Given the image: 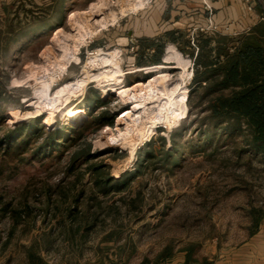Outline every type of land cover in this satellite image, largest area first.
Listing matches in <instances>:
<instances>
[{
    "label": "rangeland",
    "instance_id": "rangeland-1",
    "mask_svg": "<svg viewBox=\"0 0 264 264\" xmlns=\"http://www.w3.org/2000/svg\"><path fill=\"white\" fill-rule=\"evenodd\" d=\"M158 1L0 0V264H206L264 215V154L245 121L226 133L210 118L232 89L206 91L213 70L258 42L192 29L149 48L133 29ZM71 83L78 96L55 99ZM160 137L178 149L144 165ZM88 143L90 163L73 160ZM99 164L118 181L132 174L127 187L104 194Z\"/></svg>",
    "mask_w": 264,
    "mask_h": 264
},
{
    "label": "trees",
    "instance_id": "trees-1",
    "mask_svg": "<svg viewBox=\"0 0 264 264\" xmlns=\"http://www.w3.org/2000/svg\"><path fill=\"white\" fill-rule=\"evenodd\" d=\"M255 40L258 42V45L250 44L242 49H236L234 54L229 56L226 64L219 67L220 72L213 70V78H209V82H206V91L207 94H218L219 92L232 89L230 95H216L209 106V110L211 111L210 118L224 125L226 127V133L233 129L241 130V124L245 121L247 128L250 130L254 149L258 153L264 154V39ZM205 44L209 45L210 41H206ZM225 52L228 53L229 50L227 49ZM205 67L206 69L215 67V63L205 65ZM99 102L100 104H104V98ZM109 125L112 126L113 122H109ZM159 141L161 147L159 151L150 145L146 146V153L144 152L141 155L143 158L145 157L143 159L144 165L153 161L156 158L157 152L159 153L161 151L162 158L167 161L173 156L175 150L178 149L174 143L172 150H168L164 137H160ZM94 153L92 145L88 143L85 148H80V150L76 151L72 159H86L87 164L95 156ZM108 167V165L104 164L92 166L96 184L103 187L102 192L104 194L114 189L117 192L124 190L132 174L126 173L118 181L110 173L105 172V169H108ZM263 218V212L258 211V215L253 224L254 231L251 235L257 231ZM29 257H32L33 262L36 261L38 264H42L40 257L37 258L31 256V254ZM206 264L209 263L206 262Z\"/></svg>",
    "mask_w": 264,
    "mask_h": 264
},
{
    "label": "crops",
    "instance_id": "crops-1",
    "mask_svg": "<svg viewBox=\"0 0 264 264\" xmlns=\"http://www.w3.org/2000/svg\"><path fill=\"white\" fill-rule=\"evenodd\" d=\"M251 5L253 12L243 0H160L149 7L143 25L134 28L133 35L140 42L152 41V49L168 35H182L192 29L201 33L210 25L216 27V36L224 42L246 34L264 39V21L258 19L261 9L254 0ZM209 264H264V218L244 243L219 250Z\"/></svg>",
    "mask_w": 264,
    "mask_h": 264
},
{
    "label": "bare ground",
    "instance_id": "bare-ground-1",
    "mask_svg": "<svg viewBox=\"0 0 264 264\" xmlns=\"http://www.w3.org/2000/svg\"><path fill=\"white\" fill-rule=\"evenodd\" d=\"M143 2L144 1H142L141 3H138V4H136V5H132V3H126V4H123V5H121V6H123V8H125V7H128V6H131V8L132 9H137L140 5H143ZM127 10H129V9H127ZM124 12H126V11H124ZM116 18V17H115ZM98 28V27H97ZM96 31V30H95ZM95 31H93V32H95ZM91 32V31H90ZM83 41V40H82ZM76 43V42H75ZM84 42H77V44H75V46L76 47H74V49L71 51L72 53H69V55H74V54H76L77 53V51L79 50V46L80 45H82ZM72 48V47H71ZM69 58V57H68ZM80 84H73V83H71L70 85H68L67 87H65V88H63L61 91H59L58 93H57V97L55 98V99H61V97H65L66 95H70V94H72V92H74L75 90V92H74V94H77L76 96H78V94L80 93ZM143 94V93H142ZM152 94V93H151ZM148 95H149V93H148ZM133 97V100L134 101H140V104H141V107L142 108H144L145 106H153V104H154V102L155 101H150L148 98H144V96L142 95H140L139 94V96H137V98H135V96H132ZM68 98V97H67ZM131 99V98H130ZM53 100H54V98H53ZM52 102V101H51ZM50 104V103H49ZM152 104V105H151ZM175 106V107H174ZM51 107H53V106H51ZM60 107V104H57L56 105V109L57 108H59ZM150 108V107H149ZM152 108V107H151ZM153 109V108H152ZM152 109L150 110V113L152 112ZM167 110H169V114H170V118H172V116H174L175 117V115H176V113H177V111L179 110V107L174 103V101L172 102L171 100H170V103H169V106H168V108H167ZM144 111V110H143ZM55 112V111H54ZM54 112H50V115L48 116V120L49 121H52L53 120V118H54ZM149 112V111H148ZM19 116H21V114H18V113H16L15 114V117H19ZM173 117V118H174ZM148 118H150V116L147 114H145V116H143V115H138L132 122L135 124V125H137L136 124V122L137 121H141L140 123L142 124V122L144 121V120H147ZM133 119V118H132ZM169 119V118H168ZM169 121V120H168ZM140 123H138V124H140ZM129 125V124H128ZM127 129V128H126Z\"/></svg>",
    "mask_w": 264,
    "mask_h": 264
},
{
    "label": "built area",
    "instance_id": "built-area-1",
    "mask_svg": "<svg viewBox=\"0 0 264 264\" xmlns=\"http://www.w3.org/2000/svg\"><path fill=\"white\" fill-rule=\"evenodd\" d=\"M247 5V10L250 11V12H253L254 11V7L251 5V1L252 0H243ZM257 5L259 6V8L261 9V14L258 16V19L260 21H264V0H254ZM193 31H197L196 29H193ZM202 32H208V31H211V32H214L216 31V27L210 25L209 27H207L206 29H203L201 30Z\"/></svg>",
    "mask_w": 264,
    "mask_h": 264
}]
</instances>
